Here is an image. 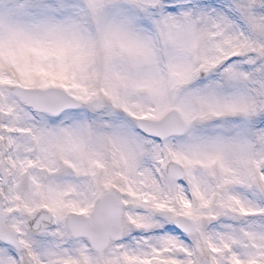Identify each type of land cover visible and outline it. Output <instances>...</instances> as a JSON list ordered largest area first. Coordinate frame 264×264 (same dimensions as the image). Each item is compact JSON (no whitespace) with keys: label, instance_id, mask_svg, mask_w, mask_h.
I'll use <instances>...</instances> for the list:
<instances>
[{"label":"snow or ice","instance_id":"6c2138e0","mask_svg":"<svg viewBox=\"0 0 264 264\" xmlns=\"http://www.w3.org/2000/svg\"><path fill=\"white\" fill-rule=\"evenodd\" d=\"M0 264H264V0H0Z\"/></svg>","mask_w":264,"mask_h":264}]
</instances>
